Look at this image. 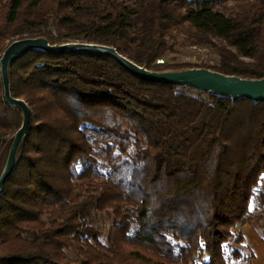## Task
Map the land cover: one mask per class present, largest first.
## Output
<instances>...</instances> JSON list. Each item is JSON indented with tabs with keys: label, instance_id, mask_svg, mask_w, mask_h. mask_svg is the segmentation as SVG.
Instances as JSON below:
<instances>
[{
	"label": "trees",
	"instance_id": "16d2710c",
	"mask_svg": "<svg viewBox=\"0 0 264 264\" xmlns=\"http://www.w3.org/2000/svg\"><path fill=\"white\" fill-rule=\"evenodd\" d=\"M36 38L111 46L152 72L264 79V0H0V57ZM178 38L217 62H166ZM9 81L31 119L0 192V264H248L247 223L264 243V103L40 49ZM23 119L0 64V176Z\"/></svg>",
	"mask_w": 264,
	"mask_h": 264
},
{
	"label": "water",
	"instance_id": "95a60500",
	"mask_svg": "<svg viewBox=\"0 0 264 264\" xmlns=\"http://www.w3.org/2000/svg\"><path fill=\"white\" fill-rule=\"evenodd\" d=\"M40 49L51 54H96L113 58L129 73L148 82L164 85L185 86L195 90L213 92L219 96L231 97L234 101L240 98L264 103V79L254 80L236 76H226L207 69H188L175 72H152L140 67L127 57L121 55L115 48L107 45L92 43H69L51 45L44 38L23 39L13 42L0 57L1 74L4 85V98L9 105L19 107L24 115L21 128L16 133L9 150L7 164L0 176V192L16 165V156L19 147L28 130L31 113L27 104L11 96L9 67L16 60L30 51Z\"/></svg>",
	"mask_w": 264,
	"mask_h": 264
},
{
	"label": "rangeland",
	"instance_id": "374dc122",
	"mask_svg": "<svg viewBox=\"0 0 264 264\" xmlns=\"http://www.w3.org/2000/svg\"><path fill=\"white\" fill-rule=\"evenodd\" d=\"M127 2H130L132 0H126ZM172 43H174L172 41ZM175 44V43H174ZM176 49L177 53L173 54H168L167 57H165V61L169 62L171 64H200V63H216L218 60V56L216 53H214L212 50L205 48V47H194V46H187L182 38H178L176 40ZM261 213V210L258 208V204L255 205V203L251 207V214L252 215H257ZM98 224L101 225L104 228L105 233L107 232L108 228L111 225V218L109 216H103L102 218L98 219ZM259 234H260V229L255 228ZM261 235V234H260ZM236 238H237V233L234 239L230 241V243L226 246L225 249V254L227 258L232 257V252L234 249L239 248L236 245ZM248 250L244 251V255H252L254 254L256 260L252 262L253 258L249 259L248 264H261L262 261V256L260 252L257 249H252L249 248L247 245ZM250 253V254H249ZM232 264H241L240 261H232Z\"/></svg>",
	"mask_w": 264,
	"mask_h": 264
},
{
	"label": "crops",
	"instance_id": "0c3cea01",
	"mask_svg": "<svg viewBox=\"0 0 264 264\" xmlns=\"http://www.w3.org/2000/svg\"><path fill=\"white\" fill-rule=\"evenodd\" d=\"M240 230H241V233L243 234V236L245 238V242L249 246V248H252V249L255 248L260 252V254L262 256L261 264H264V243H263V240H262L259 232L255 229L254 226H252L249 223L242 225L240 227ZM253 256H254V254H253ZM255 260H256V258L254 256V259L252 260V262Z\"/></svg>",
	"mask_w": 264,
	"mask_h": 264
},
{
	"label": "built area",
	"instance_id": "2783aa9c",
	"mask_svg": "<svg viewBox=\"0 0 264 264\" xmlns=\"http://www.w3.org/2000/svg\"><path fill=\"white\" fill-rule=\"evenodd\" d=\"M157 64H159V65L164 64V60L163 59H158L157 60Z\"/></svg>",
	"mask_w": 264,
	"mask_h": 264
}]
</instances>
